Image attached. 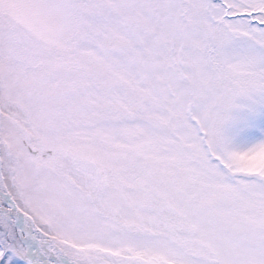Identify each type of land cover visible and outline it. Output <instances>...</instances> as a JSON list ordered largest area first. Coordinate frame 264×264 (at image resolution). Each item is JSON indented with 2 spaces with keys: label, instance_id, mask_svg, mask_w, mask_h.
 Listing matches in <instances>:
<instances>
[{
  "label": "rangeland",
  "instance_id": "rangeland-1",
  "mask_svg": "<svg viewBox=\"0 0 264 264\" xmlns=\"http://www.w3.org/2000/svg\"><path fill=\"white\" fill-rule=\"evenodd\" d=\"M0 190L51 264H264V0H0Z\"/></svg>",
  "mask_w": 264,
  "mask_h": 264
},
{
  "label": "bare ground",
  "instance_id": "bare-ground-1",
  "mask_svg": "<svg viewBox=\"0 0 264 264\" xmlns=\"http://www.w3.org/2000/svg\"><path fill=\"white\" fill-rule=\"evenodd\" d=\"M0 210L9 213L14 219V223L18 228L20 234V239L31 259L40 262V264H51L44 257L41 251L33 244L30 234L26 225L23 222L22 215L17 208L15 202L9 195H5L0 190Z\"/></svg>",
  "mask_w": 264,
  "mask_h": 264
}]
</instances>
